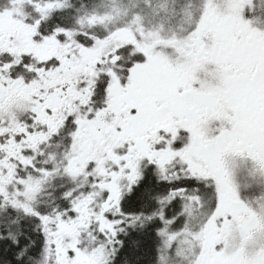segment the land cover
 Returning a JSON list of instances; mask_svg holds the SVG:
<instances>
[{"label": "snow or ice", "instance_id": "1", "mask_svg": "<svg viewBox=\"0 0 264 264\" xmlns=\"http://www.w3.org/2000/svg\"><path fill=\"white\" fill-rule=\"evenodd\" d=\"M0 264H264V0H0Z\"/></svg>", "mask_w": 264, "mask_h": 264}]
</instances>
